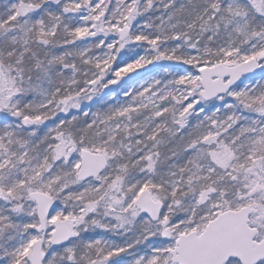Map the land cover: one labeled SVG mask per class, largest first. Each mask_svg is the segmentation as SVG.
I'll use <instances>...</instances> for the list:
<instances>
[{"label":"snow or ice","instance_id":"obj_1","mask_svg":"<svg viewBox=\"0 0 264 264\" xmlns=\"http://www.w3.org/2000/svg\"><path fill=\"white\" fill-rule=\"evenodd\" d=\"M0 264H264V0H0Z\"/></svg>","mask_w":264,"mask_h":264}]
</instances>
